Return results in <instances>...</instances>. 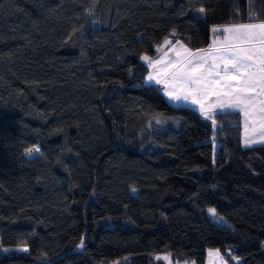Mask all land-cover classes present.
<instances>
[{
	"label": "trees",
	"instance_id": "1",
	"mask_svg": "<svg viewBox=\"0 0 264 264\" xmlns=\"http://www.w3.org/2000/svg\"><path fill=\"white\" fill-rule=\"evenodd\" d=\"M259 21L264 0H0V264H264V143L147 81L164 48Z\"/></svg>",
	"mask_w": 264,
	"mask_h": 264
},
{
	"label": "crops",
	"instance_id": "2",
	"mask_svg": "<svg viewBox=\"0 0 264 264\" xmlns=\"http://www.w3.org/2000/svg\"><path fill=\"white\" fill-rule=\"evenodd\" d=\"M227 26L220 38H225L230 30L237 32L239 35L231 33L245 48L216 42L217 37L208 47L198 50L176 42L164 48L159 57L149 60L147 81L161 83L172 104L191 106L205 115L241 111L243 144H261L264 143V21ZM252 35L260 40L252 43ZM211 253L219 254L217 249L210 248L207 259Z\"/></svg>",
	"mask_w": 264,
	"mask_h": 264
},
{
	"label": "rangeland",
	"instance_id": "3",
	"mask_svg": "<svg viewBox=\"0 0 264 264\" xmlns=\"http://www.w3.org/2000/svg\"><path fill=\"white\" fill-rule=\"evenodd\" d=\"M196 13L198 15H200V16H204V9H203V7L198 8L197 11H196ZM233 25H235V24H233ZM213 28H214V30H215V28H222V25H216ZM223 28H226L227 29L228 26L227 25H224ZM231 32L232 31L230 30L227 33V35L225 36V38L217 37V39H215L216 42L234 43V44H237L238 45V48H242V49L245 48L241 44V42L239 41V39L237 37H235V36L232 35V33L235 34V35H239V33H237V32H232L231 33ZM250 40H251L252 43H255L256 41H259L260 38L259 37H256L255 35H252ZM39 153H40V147H39V145L34 146L32 148H29L26 151V155L29 156V157H32V156L37 155ZM207 191H208V182H200V183H198L196 185V187H195V189L193 190L192 193H194V194L197 193V194H199V196L202 198L203 201H208L209 200V197L207 196ZM207 212H208V215L210 216V218L212 220L216 221L217 223L229 224L228 221L224 218V216L219 215L218 213H216V211H215V209L213 207L208 206ZM6 249H10V248H6ZM15 249L24 250L26 248H25V246H17V247H15ZM207 254H208V252H207ZM157 257L158 258H161L164 261L165 264H198L195 261H187V260H182L180 258H175L172 255L171 252H164V253L158 254ZM206 261L208 263H205V264H229L228 261L220 254V252H219L218 255H212V253L209 254V257H208V259H206Z\"/></svg>",
	"mask_w": 264,
	"mask_h": 264
},
{
	"label": "water",
	"instance_id": "4",
	"mask_svg": "<svg viewBox=\"0 0 264 264\" xmlns=\"http://www.w3.org/2000/svg\"><path fill=\"white\" fill-rule=\"evenodd\" d=\"M233 258H234V260H235L237 263L240 262V258H238V257H233Z\"/></svg>",
	"mask_w": 264,
	"mask_h": 264
}]
</instances>
